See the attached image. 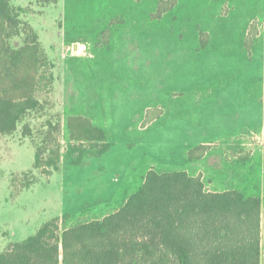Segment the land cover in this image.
Returning a JSON list of instances; mask_svg holds the SVG:
<instances>
[{"label": "rangeland", "instance_id": "374dc122", "mask_svg": "<svg viewBox=\"0 0 264 264\" xmlns=\"http://www.w3.org/2000/svg\"><path fill=\"white\" fill-rule=\"evenodd\" d=\"M9 1L24 22L10 45H22L32 30L52 80L38 107L0 135V253L53 217L63 229L109 212L149 169L190 166L211 148L184 147L211 140L214 125L240 116L259 125L264 0ZM79 43L84 52L75 50ZM69 115L103 127L107 148L70 141ZM257 131L249 149L230 151L249 160L248 180L235 184L246 195L264 184ZM44 143L60 153L48 176L33 166Z\"/></svg>", "mask_w": 264, "mask_h": 264}, {"label": "trees", "instance_id": "16d2710c", "mask_svg": "<svg viewBox=\"0 0 264 264\" xmlns=\"http://www.w3.org/2000/svg\"><path fill=\"white\" fill-rule=\"evenodd\" d=\"M23 23L10 1L0 0V135L38 107L52 80V64L32 30L22 45H10ZM66 128L70 141L107 148L104 130L84 115H69ZM23 133H31L27 124ZM59 161L58 144L37 145L33 166L41 173L48 176ZM0 264H264V186L250 195L209 191L185 170L149 169L116 211L63 229L53 217L11 242Z\"/></svg>", "mask_w": 264, "mask_h": 264}, {"label": "crops", "instance_id": "0c3cea01", "mask_svg": "<svg viewBox=\"0 0 264 264\" xmlns=\"http://www.w3.org/2000/svg\"><path fill=\"white\" fill-rule=\"evenodd\" d=\"M260 79H262V82L264 83V74ZM262 91L263 93L261 95L256 96L257 102L259 103V107L257 106L258 115H260V117L257 116L259 118L258 126L253 125L254 127H251L252 122L246 116H240L239 120L232 123L229 118L227 119L228 121H223V124L220 127L218 125H214L212 128V133H214V135L212 136L211 140L196 142L192 146L191 144L185 147L183 146L184 149H191L195 145L199 144L205 148L208 146L211 149L209 151L203 152L200 159L189 163L190 166H185L181 169L174 170H185L192 176H200L206 189L209 191L238 189L237 185H235L237 182L242 184V182L248 180L249 160L239 155L231 156L230 151H235L238 153L237 151L239 150L249 149L248 137L250 133L254 131L256 132V128H258L257 132L264 143V85L262 87ZM222 100L224 101L225 99ZM230 107L234 108L232 105H230ZM223 112L224 111L221 110V113ZM101 128L103 129V127ZM198 155L199 153L196 156ZM102 157L100 159H102ZM233 164L236 165L234 168ZM207 179L210 180L212 187H208L205 184ZM128 196H124L120 203L116 207L110 209L109 212H102L98 215L92 213V215H94V219H100L104 217V215H108L116 211L121 205H123Z\"/></svg>", "mask_w": 264, "mask_h": 264}, {"label": "built area", "instance_id": "2783aa9c", "mask_svg": "<svg viewBox=\"0 0 264 264\" xmlns=\"http://www.w3.org/2000/svg\"><path fill=\"white\" fill-rule=\"evenodd\" d=\"M75 50L78 52H84L86 50V46L83 43H79L75 46Z\"/></svg>", "mask_w": 264, "mask_h": 264}]
</instances>
